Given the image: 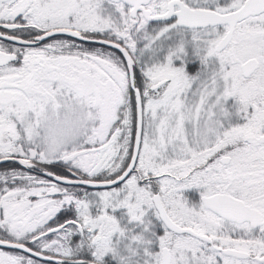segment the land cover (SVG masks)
Listing matches in <instances>:
<instances>
[{"label": "snow or ice", "instance_id": "1", "mask_svg": "<svg viewBox=\"0 0 264 264\" xmlns=\"http://www.w3.org/2000/svg\"><path fill=\"white\" fill-rule=\"evenodd\" d=\"M0 264H264V0H0Z\"/></svg>", "mask_w": 264, "mask_h": 264}]
</instances>
